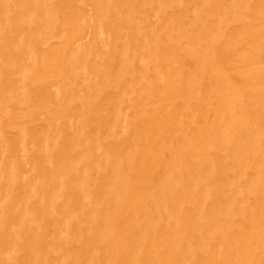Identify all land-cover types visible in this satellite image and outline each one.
<instances>
[{"label": "bare ground", "instance_id": "1", "mask_svg": "<svg viewBox=\"0 0 264 264\" xmlns=\"http://www.w3.org/2000/svg\"><path fill=\"white\" fill-rule=\"evenodd\" d=\"M0 264H264V0H0Z\"/></svg>", "mask_w": 264, "mask_h": 264}]
</instances>
